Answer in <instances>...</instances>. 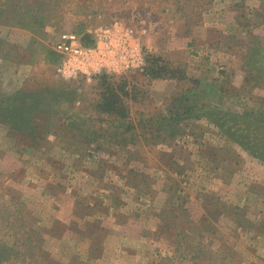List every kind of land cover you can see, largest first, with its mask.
Returning a JSON list of instances; mask_svg holds the SVG:
<instances>
[{
    "label": "rangeland",
    "instance_id": "obj_1",
    "mask_svg": "<svg viewBox=\"0 0 264 264\" xmlns=\"http://www.w3.org/2000/svg\"><path fill=\"white\" fill-rule=\"evenodd\" d=\"M116 17L160 69L97 101L54 43ZM0 264H264V0H0Z\"/></svg>",
    "mask_w": 264,
    "mask_h": 264
},
{
    "label": "built area",
    "instance_id": "obj_2",
    "mask_svg": "<svg viewBox=\"0 0 264 264\" xmlns=\"http://www.w3.org/2000/svg\"><path fill=\"white\" fill-rule=\"evenodd\" d=\"M94 33V44H86L76 30L59 33L54 50L62 57L57 69L63 76L91 81L146 74L151 53L134 27L116 17L98 24Z\"/></svg>",
    "mask_w": 264,
    "mask_h": 264
},
{
    "label": "trees",
    "instance_id": "obj_3",
    "mask_svg": "<svg viewBox=\"0 0 264 264\" xmlns=\"http://www.w3.org/2000/svg\"><path fill=\"white\" fill-rule=\"evenodd\" d=\"M83 40H85L83 38ZM86 44H88L89 42H87L85 40ZM160 60L158 56H155L154 54H150L149 57V65L147 67L146 70V75L150 76L151 78H153V76L157 75V73L159 72L160 69ZM114 78H109V77H102L99 80V83L96 87L100 88L99 89V94L96 97V100H102L103 98L105 99L106 96L107 98H110L112 95L114 97L121 98L122 96L120 95L119 91L123 92L126 96L128 94V91L126 90L127 88V80L125 78L120 79L119 81H114ZM114 81V82H113Z\"/></svg>",
    "mask_w": 264,
    "mask_h": 264
},
{
    "label": "crops",
    "instance_id": "obj_4",
    "mask_svg": "<svg viewBox=\"0 0 264 264\" xmlns=\"http://www.w3.org/2000/svg\"><path fill=\"white\" fill-rule=\"evenodd\" d=\"M79 79H80V80H84V81H86V82H92V81H93V80H92V81H87V80H85V78H84V79H83V78H78L77 80H79Z\"/></svg>",
    "mask_w": 264,
    "mask_h": 264
}]
</instances>
